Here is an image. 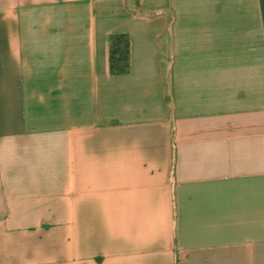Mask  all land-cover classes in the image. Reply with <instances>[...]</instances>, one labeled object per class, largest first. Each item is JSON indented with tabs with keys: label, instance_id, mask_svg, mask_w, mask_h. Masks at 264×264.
Instances as JSON below:
<instances>
[{
	"label": "crops",
	"instance_id": "obj_1",
	"mask_svg": "<svg viewBox=\"0 0 264 264\" xmlns=\"http://www.w3.org/2000/svg\"><path fill=\"white\" fill-rule=\"evenodd\" d=\"M0 264H264V0H0Z\"/></svg>",
	"mask_w": 264,
	"mask_h": 264
},
{
	"label": "trees",
	"instance_id": "obj_2",
	"mask_svg": "<svg viewBox=\"0 0 264 264\" xmlns=\"http://www.w3.org/2000/svg\"><path fill=\"white\" fill-rule=\"evenodd\" d=\"M109 63L112 74H125L129 71V39L126 34L110 37Z\"/></svg>",
	"mask_w": 264,
	"mask_h": 264
}]
</instances>
